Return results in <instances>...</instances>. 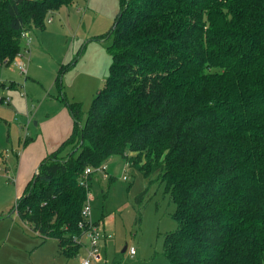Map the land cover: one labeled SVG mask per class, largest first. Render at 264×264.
I'll use <instances>...</instances> for the list:
<instances>
[{
  "label": "trees",
  "instance_id": "16d2710c",
  "mask_svg": "<svg viewBox=\"0 0 264 264\" xmlns=\"http://www.w3.org/2000/svg\"><path fill=\"white\" fill-rule=\"evenodd\" d=\"M65 5L0 0V66L14 63L22 33L44 29ZM120 5L105 87L85 113L64 97L58 73L73 130L41 161L13 213L73 260L87 233L84 172L119 158L163 183L176 206L177 229L163 247L171 264H264V0Z\"/></svg>",
  "mask_w": 264,
  "mask_h": 264
},
{
  "label": "rangeland",
  "instance_id": "374dc122",
  "mask_svg": "<svg viewBox=\"0 0 264 264\" xmlns=\"http://www.w3.org/2000/svg\"><path fill=\"white\" fill-rule=\"evenodd\" d=\"M120 9V0H70L47 16L44 29L33 30L31 59H23L27 75L15 63L0 66V156H8L16 181L0 176V264H81L88 258L86 236L79 255L66 259L55 240L42 243L13 209L31 177L32 158L56 137L68 113L56 86L58 73L62 70L64 97L82 103L87 113L109 76L108 33ZM17 158H22L18 169ZM104 165L108 178L97 173L91 181L92 219L109 239L100 242L101 262L92 264H171L163 247L165 234L177 229L176 206L165 185L152 184L119 158ZM126 245L135 248L133 258L123 253Z\"/></svg>",
  "mask_w": 264,
  "mask_h": 264
},
{
  "label": "built area",
  "instance_id": "2783aa9c",
  "mask_svg": "<svg viewBox=\"0 0 264 264\" xmlns=\"http://www.w3.org/2000/svg\"><path fill=\"white\" fill-rule=\"evenodd\" d=\"M51 19L48 20L49 23H51ZM22 42L23 47L20 53L16 56L14 63L16 64V67L19 69V71L22 74L27 75L28 70L25 62L23 59L30 58L31 54V46L33 42V37L30 32H24L22 33ZM31 59V58H30ZM29 59V60H30ZM28 60V59H27ZM28 60V61H29ZM4 159L0 156V176L6 179L8 182H16L15 178L12 176V173L9 168L6 167L4 164ZM108 167L107 165L100 166L98 168H88L85 170L83 179L81 181V186L85 188L87 191V199L86 203L82 209V218L84 220V223L81 224V227L87 229L86 237L89 241L88 249V258L85 260H82L81 264H92V263H99L101 262V250H100V242L102 239H105L106 236L104 235L101 227V224L96 225L95 222L92 220V196H91V176L93 174L102 173L104 174V178H108L107 174ZM126 179V177H124ZM128 254L131 258H133L137 252L134 247L128 248Z\"/></svg>",
  "mask_w": 264,
  "mask_h": 264
},
{
  "label": "crops",
  "instance_id": "0c3cea01",
  "mask_svg": "<svg viewBox=\"0 0 264 264\" xmlns=\"http://www.w3.org/2000/svg\"><path fill=\"white\" fill-rule=\"evenodd\" d=\"M51 19V18H50ZM52 20V19H51ZM52 22V21H51ZM32 37H33V33H31ZM33 43V42H32ZM32 47L31 46V52H32ZM31 55V54H30ZM28 74V73H27ZM3 100V98H2ZM63 115H65V120L61 126V130L58 131V134L56 135L55 138H53V140H51L50 142H48V144H46L45 142V145L46 147L44 149H42L41 151L42 152H39L38 155L34 158H32V161L34 162L33 165H31V168H32V173H31V177L27 180L30 182L31 179L33 178L39 164L41 163V161L47 157L49 154H51L53 151H55L72 133V130H73V122H72V119L71 117L69 116V112L66 113L64 112ZM37 125V124H36ZM43 143V142H42ZM5 165L7 168L10 169L11 165H8V156L6 155L5 157ZM17 162H18V165H17V169L20 167L21 165V162H22V158H17ZM25 181V179H24ZM26 182V181H25ZM28 182V183H29ZM93 220V219H92ZM95 222V221H94ZM102 227V225H101ZM104 228H105V223H104ZM102 230H103V227H102ZM106 237H108L107 235H105ZM106 239H109L106 238ZM49 241V240H48ZM57 242V241H56Z\"/></svg>",
  "mask_w": 264,
  "mask_h": 264
},
{
  "label": "water",
  "instance_id": "95a60500",
  "mask_svg": "<svg viewBox=\"0 0 264 264\" xmlns=\"http://www.w3.org/2000/svg\"><path fill=\"white\" fill-rule=\"evenodd\" d=\"M128 247L127 245L125 246V248L123 249V253H125L127 251Z\"/></svg>",
  "mask_w": 264,
  "mask_h": 264
}]
</instances>
